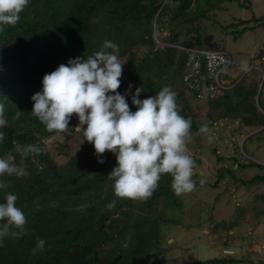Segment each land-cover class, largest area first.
I'll return each mask as SVG.
<instances>
[{
    "label": "trees",
    "instance_id": "trees-1",
    "mask_svg": "<svg viewBox=\"0 0 264 264\" xmlns=\"http://www.w3.org/2000/svg\"><path fill=\"white\" fill-rule=\"evenodd\" d=\"M229 1L0 0V264H163V225L180 222V191L216 186L227 171L213 184L189 172L200 158L183 138L203 131L198 112L205 106L211 129L227 118L238 119L241 134L264 125V71L254 67L264 50L236 78L226 70L233 85L220 97L199 103L183 83L188 51L180 46L226 49L204 43L201 21ZM251 22L264 25V15L225 28L242 26L238 37L255 29ZM156 30L169 31L167 45L158 47ZM115 58L130 68L109 78L104 64L94 67ZM65 94L92 114L74 112ZM78 122L101 130L80 146Z\"/></svg>",
    "mask_w": 264,
    "mask_h": 264
},
{
    "label": "rangeland",
    "instance_id": "rangeland-1",
    "mask_svg": "<svg viewBox=\"0 0 264 264\" xmlns=\"http://www.w3.org/2000/svg\"><path fill=\"white\" fill-rule=\"evenodd\" d=\"M251 1L252 8L241 7L238 0L225 2L223 10L212 13L211 19L201 21L204 43L208 46L213 43H224L225 48L233 55L237 68V70H231L234 74L248 70V62L264 50V25L260 26L251 22L249 25H253L255 29L248 28L238 37L235 31L242 26L225 28L237 19L264 15V0ZM157 37L159 41L164 42L162 38L165 36L157 33ZM192 37L195 38V36ZM139 54L141 55L142 51ZM102 64L105 65L104 72L109 78L114 77L119 70L130 68L126 59L117 58L99 60L94 67L100 68ZM262 68L264 70V65ZM75 96H78L77 91ZM65 97L70 104L75 105L76 109H72L77 114L81 112L84 118L92 114V110H89L87 106L81 107L67 94ZM109 100L111 98L108 97L107 102ZM100 109L101 107H98V112ZM193 111H198V107ZM206 111L203 106L197 115L203 131L200 134L190 131L183 138V148L200 158V162L189 172L196 174L202 183L213 184L219 179L222 166L226 167L227 171L216 186L198 185L193 189L180 191L183 205L182 210L176 215L180 222L163 225L165 238L162 245L166 253L163 264L208 261L220 256L224 248L229 246L236 249L247 262L264 260V200L259 199L260 194L264 192V181L249 184L242 182L252 179L255 175L264 174V132L248 139L251 134L254 136V132L264 130V125L254 129L244 128L241 134L236 128L239 124L236 121L238 119L227 118L219 121L211 129L208 128ZM76 127L86 130L77 143L80 146L87 143L88 136L92 137L101 130V126L93 122L86 127H82L81 122H78ZM57 138L64 140L65 136L59 135ZM235 142H238V147H235ZM197 144H199L198 147ZM219 154L223 156V161H218ZM182 158L186 165L189 157L182 155ZM236 158L241 163L254 161L263 166L254 165L243 168L239 166ZM56 159L62 163L67 158L58 155ZM224 221H238L239 225L233 230H226L222 225ZM249 231L258 241L262 253H248L243 250L253 239H250Z\"/></svg>",
    "mask_w": 264,
    "mask_h": 264
},
{
    "label": "built area",
    "instance_id": "built-area-1",
    "mask_svg": "<svg viewBox=\"0 0 264 264\" xmlns=\"http://www.w3.org/2000/svg\"><path fill=\"white\" fill-rule=\"evenodd\" d=\"M17 1V0H12ZM164 35H168L166 31ZM158 41L159 46H165L167 43ZM188 51L186 61V73L183 76V83L187 92L194 96L199 103L215 99L224 95L231 89L233 82L226 76V70L229 69V75L236 78L238 74L231 72V65L234 63L233 55L226 49H212V48H195L183 47ZM262 63H264V56L254 63V67L262 70ZM250 68H248L249 70ZM246 70V71H248ZM106 82V81H105ZM106 89H111L112 84L107 81L103 85ZM76 109L75 105H72ZM252 242L243 248L246 252L262 253L258 241L254 238L253 233L249 231ZM220 257L238 258L240 261L229 262L228 264H248L232 247L224 248ZM200 264H224L221 262L205 261Z\"/></svg>",
    "mask_w": 264,
    "mask_h": 264
},
{
    "label": "clouds",
    "instance_id": "clouds-1",
    "mask_svg": "<svg viewBox=\"0 0 264 264\" xmlns=\"http://www.w3.org/2000/svg\"><path fill=\"white\" fill-rule=\"evenodd\" d=\"M166 32V31H165ZM164 32V33H165ZM168 32V35H169V31H167ZM157 33H158V31L156 30V32H155V34H154V38L156 39V41L158 40V37H157ZM164 33H163V36H168V35H164ZM158 42V41H157ZM164 43H166V42H164ZM180 47H186V46H180ZM204 48H207V47H204ZM231 70H236V69H234V68H232ZM203 262H205V261H203Z\"/></svg>",
    "mask_w": 264,
    "mask_h": 264
},
{
    "label": "water",
    "instance_id": "water-1",
    "mask_svg": "<svg viewBox=\"0 0 264 264\" xmlns=\"http://www.w3.org/2000/svg\"><path fill=\"white\" fill-rule=\"evenodd\" d=\"M261 89H262V85H261L260 90H259V95H260V91H261ZM258 131H260V130H258ZM258 131L254 132V133H257ZM251 135H252V134H251Z\"/></svg>",
    "mask_w": 264,
    "mask_h": 264
}]
</instances>
